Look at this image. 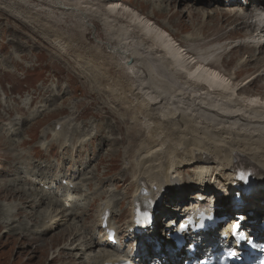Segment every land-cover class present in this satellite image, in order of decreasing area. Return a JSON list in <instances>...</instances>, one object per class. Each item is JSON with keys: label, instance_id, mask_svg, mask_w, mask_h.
I'll return each mask as SVG.
<instances>
[{"label": "rangeland", "instance_id": "1", "mask_svg": "<svg viewBox=\"0 0 264 264\" xmlns=\"http://www.w3.org/2000/svg\"><path fill=\"white\" fill-rule=\"evenodd\" d=\"M205 1L215 0H118L117 8L121 11L134 12L140 19L148 18L149 24H153L150 31L154 30L153 32L159 34L164 32L168 40L174 37V41L170 44L174 49L179 46V57L183 63L177 69L182 71L183 76L187 77L190 71L194 75L197 71L193 68V63H190L191 60L188 58L190 56H185V53L190 52L201 59L213 50L205 56L207 60L218 65L217 68L220 71H226L227 74L238 73V76L240 74L231 90L237 93L238 88L246 89H244L245 93L239 92L237 96L232 94L233 101L230 105H236L237 102L248 104V100L262 99L264 101V76L248 84V78L256 74V70L251 68L249 71L251 66H244V62L249 61V58L252 60L255 56L253 47L247 45L249 38H255V36H251L250 31L244 27L236 30V25L233 21H229L228 14L224 12L234 10L243 13L242 7L245 2L218 0V5L212 2L210 6H205ZM230 3L234 6L231 7ZM109 6L110 3L104 0H0V159L8 158L10 162H13L11 156L26 153L29 161L32 160L33 164L37 163L38 170L46 176L48 182H52L58 175L65 179L62 183H57L53 189H47L46 185L37 187L39 194L46 195L47 200L35 210L38 213L48 210L50 213L72 206L78 216L71 224L77 226L79 233L84 232L85 226L90 230L95 228L93 226L97 224L98 207L109 198H112L115 203L112 225L122 230L123 225L129 220L130 197L135 188L132 183L133 168L131 167V170L128 168L133 163L132 158L137 148L144 146L148 150L153 147L151 144L153 142L147 141L149 125L143 119H139L137 114L140 102L146 98L148 100L149 92L147 94V88H144L146 83L149 84L147 86H152L154 91L163 90L158 92H164L162 95L168 98L181 95L177 91L180 88L193 89L185 83V80L178 79L170 66L164 64L166 63L164 56L150 54L154 43L146 42L140 33L133 31V27L127 23L129 19L122 18V13H118V18H122L118 21L105 14ZM169 9L170 12H168ZM214 9L218 11L216 15L213 12ZM78 15H82L83 18L91 17L87 27L80 21ZM131 20L133 21L134 18ZM54 37H60L59 40H68L75 50L68 47L67 43L64 47L58 42H56L57 45L54 44ZM107 37L108 39L109 37L117 38L119 42L126 44L127 51L136 57L147 53L149 56L147 54L146 56L150 57L146 58L147 61H153V66L158 69L155 78L149 74L142 89L135 91L138 88L137 84H132L133 93L127 94L131 100L122 98L125 90L115 93L111 80L112 77L116 79L121 77L122 73H127L125 68L130 60L124 58L117 60L123 68L125 67L124 71L123 69L120 71L117 65H113L116 64L114 62L116 53H113L114 57L111 56V52L105 45ZM110 56L112 59L109 58ZM102 63L106 66L108 63L110 66L108 73L97 71L96 68L102 66ZM217 68L210 70L214 74H219ZM156 76L159 79L162 78L161 81ZM245 76L246 79H244ZM227 79L231 80L229 77ZM190 81L193 80L190 79ZM137 93H139L138 101L135 97ZM142 95L147 96L142 97ZM208 99V101H216L218 98L210 95ZM235 99L236 102H234ZM159 104L156 107L159 106L162 109V106H167L166 111L175 110L178 114L185 115L181 106ZM244 111L248 114L259 112L257 109L250 113L252 111L250 107L245 108ZM202 117L207 120L204 114ZM17 119L21 124L17 128L21 127L22 130L16 131V134L12 136L7 128L9 125H15ZM64 121L67 124L62 136L53 140L51 131L54 125ZM218 121L219 119L211 117L204 122L216 126ZM43 131L48 134L47 138L41 139ZM83 136L86 137L83 138ZM69 137L72 138L70 142ZM43 145L44 149L47 147L45 151L39 148ZM239 152L247 156L243 150L234 153L239 154ZM228 155L221 153L212 159L215 167L222 168L229 165L232 157ZM21 167L23 165L9 167L0 163V181L12 179L11 176L6 178V175H15L14 169ZM28 167L33 166L28 165ZM181 167H183L182 173L179 171L178 173L184 184L190 187L189 180L193 178L194 169L189 170L191 166L181 165ZM20 171L18 175H15L19 178L17 187L32 188L24 172L20 173ZM215 177L218 176L215 175ZM67 180L73 183L72 192L69 193L70 203L65 207L60 203L49 206L56 198L63 200V188L66 186L64 182ZM212 180L213 178L209 179V182ZM215 183L218 185V182ZM215 183H211V187L216 186ZM1 190H3L2 193L5 192L4 187L0 186V194ZM218 193L220 194L216 197V201L227 203L226 189L218 185ZM10 194L14 193L10 192ZM195 195L194 192H188V196L183 201L184 204H179L176 203L177 194H173L172 203L167 199L163 200V203L174 209L183 204L186 206L184 209H187L189 205L196 202ZM206 196H210V200H213L216 194L212 191ZM0 198L4 200L8 197L0 195ZM71 199L74 203H71ZM3 204L16 207L14 212L9 206L6 207L12 214L18 209L17 201L7 200ZM4 213L7 214V211ZM38 213L34 218L39 217ZM88 216L91 219H87ZM2 217L4 215H1ZM24 219L26 218L14 219L10 227L6 229H3L0 224V264H51L58 246L62 248L61 244L66 239L65 234L58 232L70 223L49 231L41 238L46 241L44 245L36 248L35 242L25 238V236L30 238L32 236L31 232L25 228L27 221ZM38 225L39 221H36L34 227ZM94 236L96 239L101 238L100 230L95 228ZM133 246L134 241L127 240L120 250L122 253L134 252ZM63 253L66 254V251ZM79 253L77 249L73 254L79 255ZM81 261H83L82 258L78 260V262ZM55 264L67 263L58 259Z\"/></svg>", "mask_w": 264, "mask_h": 264}, {"label": "bare ground", "instance_id": "2", "mask_svg": "<svg viewBox=\"0 0 264 264\" xmlns=\"http://www.w3.org/2000/svg\"><path fill=\"white\" fill-rule=\"evenodd\" d=\"M104 1H108V3H110L109 9L106 10L105 14L113 17L114 19H116V21L122 20L123 17L129 19V22L127 23L131 27H133V31L135 30L137 31V33H140L141 37L144 38L146 42L154 43V46L152 47L153 50L150 49V54H159L160 57L164 56V61L166 62L164 64L170 66L171 71L176 74V77L178 79L180 78L182 80H185V83H188L189 87L193 89L189 90L190 88L188 89V87L180 88L177 91L178 94L181 95L168 98L162 95V93L164 92H158L161 89H159L158 91H154L152 86H147L149 85L148 83H146L147 85L146 87H144V81L149 78V74L151 76H154L152 78H155V74H157L158 69L157 67L155 68L153 66V61H147V59L150 58L146 56L147 53H143V55L141 54L139 57L134 56L132 53L127 51L126 44H122L117 40V38L113 39L109 37L108 39L107 37L105 45L108 47L109 52H111V56L114 57L113 53H116L114 61L116 64L113 65H117L119 70L123 69L122 71H124L125 67L123 68V66L117 60H120L119 58L130 60L129 65L127 66V68H125L127 73H122L121 77H117L116 79H113L112 77L111 79L113 87H115V93H120L122 90H125L126 92L122 94V98L125 100L130 99L127 94L130 92L133 93L131 86H133L134 84H137L136 87H138L137 89H135V91H137L138 89L140 90V88L142 89V87H144L147 88V94L149 92L148 100L146 98V100L144 101H139L141 105H138L139 107L138 109H136L137 114H139L138 118L143 119L149 125V130L147 129V136H149L147 137V141L153 142L151 143L153 147L148 150L144 146H140L136 149V151H134V155L132 158L133 163L128 168L129 170H131V167L133 168L132 183L135 189L134 193L130 197L131 208L129 220L127 224L123 225L122 230L117 228V239L119 238L118 245L115 246L108 243L106 235L104 234L105 229L103 228L101 219L105 211L110 210L111 224L112 217L114 216L113 209L115 208V203L112 198H109V200H107L104 204H100L98 207L99 211L97 224L93 226L96 229L100 230L101 238L98 239L94 238L95 228H91L90 230L85 226L83 228L84 232L79 233V229L77 228V226L75 224H71V222H74V219L78 216V214L75 213L73 207L70 205L67 209L59 211L54 210V212L50 213L47 210L38 213V211L35 209H39L40 206L44 204V201L47 200V197L46 195H40L37 187L40 185H46L47 189H53L57 183H62L65 179L60 178L61 176L58 175L52 182H48L46 176L40 170H38L37 163L34 162L33 164L32 160L29 161L28 155L26 153H20L11 156L13 162H10L8 158L0 159V163H4V165L9 167H16L17 165H23V167L25 166L24 168H15L14 174L18 175L19 171L21 170L20 173L24 172L25 176L28 178V183H30L32 186V188L28 189H25V187L18 188L16 183L19 182V178L11 174L6 175V178L11 176L13 177L12 179L0 181V186L4 187L5 192H8L2 193L3 190H1L0 195L8 198L0 200V224H2L3 229H6L8 226L10 227V224L12 221H14V219L19 220V218L22 217L26 218L24 219L25 221H27L25 222V228L28 230V232H31L30 235L32 236V238L27 236H25V238L30 242H35L36 248H41V246H43L46 242L41 238H43L49 231L54 230L59 226H64L65 224L70 223L68 225H65V227H63V229L58 232L65 234L66 239L65 242L61 244L62 248L61 246H58L59 248L56 251V254H54L51 259V264H55L58 259L66 261L67 264H117L122 259L130 261L134 264H146L148 257L153 258V264H176V260L181 257L184 252L180 251L169 255L166 249H169V252H172L175 249L169 245L170 243H164V245H160V252H157L156 249L159 248V246H154L152 244V246L149 247L146 242V234L138 236V241L140 242L139 250H137L136 252L127 251L126 253H122V251L120 250V246H122V239L120 237L123 236V232L128 229L132 222L131 214L133 211V202L141 198H154L155 200L159 201L160 198H162L161 194L163 190L167 192V195H165V198H163L169 200L170 203H172L173 194H177L178 196L177 201L174 200L176 201V203H183L184 198L188 196V192H194L197 195H202L201 197L203 198V200H207V198L210 196L206 195H209L212 191H214L216 194V201V197L220 194L218 193L219 185L226 189L228 201L224 204L218 202V211L222 212L227 208L228 210H231L230 215H237V212L233 211L231 204L234 202V200H237V197L241 196L242 201H244V204H246L244 209H242L241 211H253L258 216L264 214V191L259 190L257 184H254L252 185L250 195L251 199L245 197V194H242L240 192L241 187H238L234 182V176L238 172V169L233 163V160H235L236 157L241 156L257 166L260 170V174H263L264 176V105H262V103L264 104V101L262 99H257L254 101L248 100V104L237 102L236 105H230V102L233 101L231 95L234 94L235 96H237V93L244 92L245 88H238L237 93L231 90L234 88L233 84L235 80L239 79L240 74L239 76L238 73H233V75L227 74V72L224 70L220 71L217 68L218 65L212 63L210 60H207L205 56L209 53H212L213 50H210V52L204 55L202 58L200 57L201 59H199V57H197L196 55L191 54L190 52L185 53V56H190L188 58H190L189 60H191L190 63H193V68H195V70L197 69L196 74L194 73L193 75L192 71H190V74H187V77L193 78V81H190V79L188 80L185 75H182V71H180L179 68L177 69V67L181 66L183 62L179 57V46H177V49H174L170 44L172 41H174V37H171V40H168V37L164 35V32L162 34H159L157 32H153L154 30L150 31L153 27V24H149L148 18L145 17L143 19H140V17H138L134 12L121 11L120 8H117L118 0ZM243 1L246 3H244L242 7L244 11L243 13H239L234 10L224 12L228 14L229 21H233V23L236 25V30L238 28L240 30V28L244 27V29H248L250 31L251 36H255V38H249L250 40L247 43L248 46L253 47L255 56L252 60L251 58H249V61L244 62V66H251L249 67V71H251V68H253L254 71L256 70V74H252L247 80L249 82L248 84H250L264 76V0ZM205 2V6H210L212 2H215L217 4L219 1L215 0ZM230 5L231 7L234 6L233 3H230ZM168 12H170V9L168 10ZM213 12H215V15L218 13L217 9H214ZM115 13L116 15L114 16ZM118 13H122V18H118ZM127 14L129 16H127ZM198 14H200V12ZM77 17L81 19L80 21H82L86 27L88 26L87 23L90 20L89 18H91L90 16H85L83 18L82 15H78ZM131 17L134 18L133 21L131 20ZM58 38L60 37L53 38L54 44L58 42L60 46L64 47L67 43L68 47H71L75 50V47L71 46L72 43H69L68 40H59ZM111 56L109 57L110 59H112ZM102 64V66L96 68L97 71L99 70L103 71L104 73H108L110 66H108V63L107 66L105 63ZM215 68H217L219 74H214L210 70ZM158 74L160 73L158 72ZM156 77L158 78V76ZM228 77L231 79L230 81L227 79ZM161 79L162 78H160L159 80L161 81ZM163 79H165L164 76ZM244 79H246V76ZM205 91L207 92L209 97L210 95H215L218 99L216 101H208L209 97ZM138 96L139 93L135 95L137 101ZM143 96L145 95H142V97ZM229 97L231 99H229ZM234 102H236V99ZM159 103H166L167 105L171 104L172 106L176 107L181 106L182 112L185 113V115L182 113L178 114L175 110L168 112L165 110L167 106H162V109H160L159 106L156 107L157 105H160ZM244 107L246 109L250 107L252 109L250 113L257 109L259 112L248 114V112L244 111ZM164 110L166 111V113L164 112ZM202 114L206 116L207 120L211 117L219 119L217 125L213 126L205 123L204 121L207 120L203 119ZM28 116L31 117L32 115ZM17 120L18 121L15 125H9L7 128V131H9L12 136L16 134V131L18 132V130H22L21 127L17 128V126H21L20 120ZM66 124L67 122L64 121L54 125V129L51 131V137L53 140H57V138L62 136ZM56 127H58L59 130H56ZM47 134V132L43 131L40 138H47ZM85 137L86 136H83V138ZM69 138L70 139L68 141H72V138ZM81 141H83V139ZM39 148H41V151H45L47 149V147L44 149V145ZM242 150L246 152L245 154L247 156H245L241 152H239V154L234 153L236 151ZM221 153L229 154L228 156H231L232 158L230 159L229 165L218 168L215 167L212 159L218 157ZM28 165H32V168L34 169L31 170L32 168L28 167ZM181 165H184V167L191 166L189 170L194 169L192 171L193 178L189 180L190 187L184 184V181L178 173V171L182 173L181 170L183 167H181ZM29 170H31V172H28ZM215 175H217L218 177H215ZM211 178H213V180L209 182V179ZM215 182H218V185ZM64 183L66 184V186L63 188V200L61 201V199L56 198L49 204V206H56L58 203H60L63 207H65L70 203L69 193L72 192L71 186L73 185V183L68 180ZM211 183H215L216 186L211 187ZM175 184H177L178 187L175 188ZM10 192L14 194H10ZM7 200L18 202V209L14 214L9 212L6 208L9 205L5 206L3 204ZM161 201L158 211L156 212L157 215L161 214V217H164L166 219L168 218L170 219L169 221L179 215L175 213L176 210L179 209V206L174 210L173 208L162 205ZM71 203H74L73 199H71ZM183 204L181 205V207H183ZM9 207L14 212L16 207ZM6 211L7 214L4 213ZM179 212H181V210H179ZM37 213L39 217L34 218ZM1 215H4V217L1 218ZM121 215L119 217H121ZM87 219H91V217L88 216ZM36 221H39V225L37 227H34ZM4 222L7 223L4 224ZM225 225L226 224H224V227ZM247 228H249L248 225ZM252 229L258 232L256 228ZM7 230H9V228ZM57 234H55V236ZM154 235L155 233L152 232H148L147 234V236L152 237L151 239H154ZM37 243H39L38 246ZM77 249H79L80 253L79 255H74L73 253ZM109 249L111 251H109ZM62 250L66 251V254H64ZM162 254L166 255L167 257L161 256ZM80 258H82L83 261L78 262Z\"/></svg>", "mask_w": 264, "mask_h": 264}]
</instances>
